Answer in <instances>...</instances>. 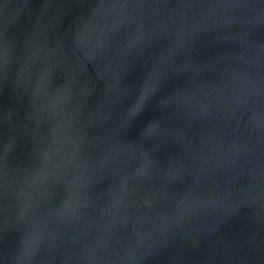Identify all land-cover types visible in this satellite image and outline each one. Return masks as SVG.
I'll list each match as a JSON object with an SVG mask.
<instances>
[{"label": "water", "instance_id": "1", "mask_svg": "<svg viewBox=\"0 0 264 264\" xmlns=\"http://www.w3.org/2000/svg\"><path fill=\"white\" fill-rule=\"evenodd\" d=\"M0 264H264V0H0Z\"/></svg>", "mask_w": 264, "mask_h": 264}]
</instances>
